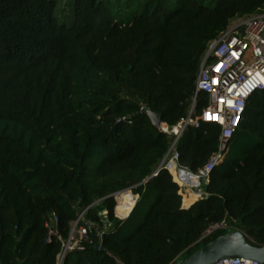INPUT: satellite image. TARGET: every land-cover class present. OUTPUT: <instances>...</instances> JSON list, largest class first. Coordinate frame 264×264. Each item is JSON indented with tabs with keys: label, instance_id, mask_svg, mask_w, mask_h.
I'll use <instances>...</instances> for the list:
<instances>
[{
	"label": "trees",
	"instance_id": "trees-1",
	"mask_svg": "<svg viewBox=\"0 0 264 264\" xmlns=\"http://www.w3.org/2000/svg\"><path fill=\"white\" fill-rule=\"evenodd\" d=\"M68 5L61 19L59 0H0V264H58L83 211L89 237L61 264H175L234 229L264 245V88L188 208L161 167L174 136L141 110L175 127L209 42L233 18L264 10V0H138L121 17L107 0ZM207 100L199 91L197 112ZM220 132L216 123L189 126L179 165L201 168ZM124 189L134 194L118 196L120 219L113 194ZM104 219L110 226L98 236Z\"/></svg>",
	"mask_w": 264,
	"mask_h": 264
},
{
	"label": "built area",
	"instance_id": "built-area-1",
	"mask_svg": "<svg viewBox=\"0 0 264 264\" xmlns=\"http://www.w3.org/2000/svg\"><path fill=\"white\" fill-rule=\"evenodd\" d=\"M263 88L264 10L255 14L233 18L228 26L209 42L199 68L193 101L187 115L182 117L178 124L171 129L166 123L163 122L167 125L166 128L162 124L160 130L172 134L174 138L161 163V167L164 166L171 172L174 181L179 186L182 197L191 192L197 193L199 198L204 196L203 184L209 183L211 171L225 158L230 141L241 124L249 97L255 91ZM199 91L205 92L208 96L207 104L201 112H197ZM147 109L149 108L145 105L141 106V110L146 112ZM202 122L218 124L221 127V132L217 149L201 168L193 171L188 167L179 165V153L176 145L189 126L198 128ZM172 162H175V173L172 172L170 166ZM126 191L133 193L131 189H124L115 192L113 196L117 200L118 196ZM117 204L118 200L114 208V214L118 218L124 219L125 217H120L116 213ZM84 213L85 211L75 221L80 224L77 230L78 236H74V227H72L70 237L63 242V251L59 255L58 264L62 263L67 251L84 248L82 241L88 239L93 225V222L85 220ZM101 214L107 216L108 211L103 210ZM80 221H83V223ZM103 222L104 228L97 233L98 236H101L110 226L107 220L104 219ZM56 223L57 216L53 214L46 223L49 228V235L56 232V228L53 227ZM221 227L227 228L228 226L226 224L213 226L204 233L203 237ZM116 261L118 264H124L119 259H116ZM211 264L260 263L253 259L231 256L223 257Z\"/></svg>",
	"mask_w": 264,
	"mask_h": 264
},
{
	"label": "water",
	"instance_id": "water-1",
	"mask_svg": "<svg viewBox=\"0 0 264 264\" xmlns=\"http://www.w3.org/2000/svg\"><path fill=\"white\" fill-rule=\"evenodd\" d=\"M146 113L151 119L152 124L161 129L163 121L157 113L151 109H147ZM231 256L253 259L257 260L260 264H264V245L259 246L250 243L243 231L234 229L219 235L175 264H211L223 257Z\"/></svg>",
	"mask_w": 264,
	"mask_h": 264
},
{
	"label": "rangeland",
	"instance_id": "rangeland-1",
	"mask_svg": "<svg viewBox=\"0 0 264 264\" xmlns=\"http://www.w3.org/2000/svg\"><path fill=\"white\" fill-rule=\"evenodd\" d=\"M111 7L113 12L117 15V17H121V16H127V15H131L134 11H137L138 9V0H131L129 3L130 6H128V2H126V0H107ZM169 1V5L171 7H174L177 5L178 0H168ZM69 0H59V11L58 14L61 17V19L65 16H69L70 12H69V5H68ZM167 126H164V128ZM124 193H128V191L121 193L123 196ZM117 202V200H116ZM81 214V213H80ZM80 224L74 222L73 223V227H74V236L77 237L78 233L77 230L79 228Z\"/></svg>",
	"mask_w": 264,
	"mask_h": 264
},
{
	"label": "crops",
	"instance_id": "crops-1",
	"mask_svg": "<svg viewBox=\"0 0 264 264\" xmlns=\"http://www.w3.org/2000/svg\"><path fill=\"white\" fill-rule=\"evenodd\" d=\"M188 198V199H187ZM199 199V195L195 192H191V193H186L183 197H182V205L184 208H188L190 207L193 203H195L197 200ZM187 205H185L184 203ZM194 201V202H193ZM192 202V203H191ZM191 203V204H190Z\"/></svg>",
	"mask_w": 264,
	"mask_h": 264
},
{
	"label": "bare ground",
	"instance_id": "bare-ground-1",
	"mask_svg": "<svg viewBox=\"0 0 264 264\" xmlns=\"http://www.w3.org/2000/svg\"><path fill=\"white\" fill-rule=\"evenodd\" d=\"M163 127H164V125H163ZM166 128V127H165ZM171 166V168L173 169V170H175V162H172V164L170 165ZM188 199V198H187Z\"/></svg>",
	"mask_w": 264,
	"mask_h": 264
}]
</instances>
